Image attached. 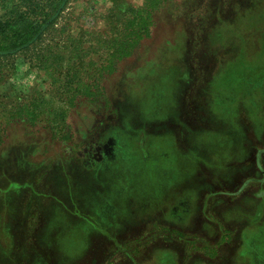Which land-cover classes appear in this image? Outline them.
Masks as SVG:
<instances>
[{"label":"rangeland","instance_id":"1","mask_svg":"<svg viewBox=\"0 0 264 264\" xmlns=\"http://www.w3.org/2000/svg\"><path fill=\"white\" fill-rule=\"evenodd\" d=\"M156 2L71 0L0 57V264L264 258V0Z\"/></svg>","mask_w":264,"mask_h":264},{"label":"trees","instance_id":"2","mask_svg":"<svg viewBox=\"0 0 264 264\" xmlns=\"http://www.w3.org/2000/svg\"><path fill=\"white\" fill-rule=\"evenodd\" d=\"M71 0H0V57L12 56L28 49L38 42L44 34L56 23L61 13L65 10ZM148 2V0H147ZM161 3V0H160ZM158 2V4L160 5ZM147 4L145 3V6ZM155 7H159L157 2ZM146 6L145 11L148 17H152L153 7ZM132 28L126 27L129 35L123 41L116 38L112 47H117L116 51L108 54L105 64L101 68L103 73H108L113 68L115 58L129 56L133 47L144 39L145 34H149L148 29H144L142 24L139 28L131 24ZM129 40V41H128ZM134 45V46H133ZM132 47V48H131ZM112 60V62L110 61ZM109 64V65H108ZM109 68V69H108ZM78 87L89 95L96 92L100 97L107 99L100 86H94L92 82L83 83L84 89Z\"/></svg>","mask_w":264,"mask_h":264},{"label":"flooded vegetation","instance_id":"3","mask_svg":"<svg viewBox=\"0 0 264 264\" xmlns=\"http://www.w3.org/2000/svg\"><path fill=\"white\" fill-rule=\"evenodd\" d=\"M258 264H264V258L261 259V260L258 262Z\"/></svg>","mask_w":264,"mask_h":264},{"label":"crops","instance_id":"4","mask_svg":"<svg viewBox=\"0 0 264 264\" xmlns=\"http://www.w3.org/2000/svg\"><path fill=\"white\" fill-rule=\"evenodd\" d=\"M192 204V203H191Z\"/></svg>","mask_w":264,"mask_h":264}]
</instances>
